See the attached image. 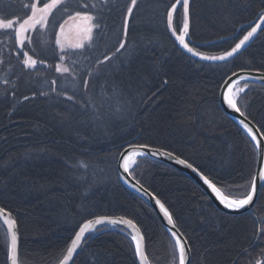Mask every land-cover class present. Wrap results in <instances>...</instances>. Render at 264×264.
<instances>
[{"label": "trees", "instance_id": "obj_1", "mask_svg": "<svg viewBox=\"0 0 264 264\" xmlns=\"http://www.w3.org/2000/svg\"><path fill=\"white\" fill-rule=\"evenodd\" d=\"M28 2L0 0V17L23 19ZM85 2L104 8L106 27L90 49L73 57L78 60L75 80L55 71L61 63L55 33L67 19L63 7L54 10L47 29L30 32L33 42L25 50L45 61L36 69L23 68L14 34L0 31V205L19 225V263L59 264L87 219L122 215L145 234L152 264H172L174 242L153 206L121 182L119 155L132 144L163 148L215 177L225 194L239 198L246 193L258 152L224 111L219 93L238 70L264 71V32L234 58L202 61L166 27V11L174 0H137L127 50L117 53L130 0H109L107 6L101 0H67L65 6L75 11ZM190 8V46L221 55L250 30L264 0H191ZM182 19L178 7L174 27ZM105 55L111 60L98 64ZM65 66L71 68V61L66 59ZM113 89L122 95L113 96ZM241 95V109L247 106L246 115L264 133V84L249 81ZM137 159L135 178L173 214L191 246V264L264 260V187L253 213L231 214L178 168L148 156ZM99 229L88 236L73 264H133L128 232ZM8 248L0 220V264H8Z\"/></svg>", "mask_w": 264, "mask_h": 264}, {"label": "snow or ice", "instance_id": "obj_2", "mask_svg": "<svg viewBox=\"0 0 264 264\" xmlns=\"http://www.w3.org/2000/svg\"><path fill=\"white\" fill-rule=\"evenodd\" d=\"M102 5L107 6L109 0H101ZM67 0H29L28 3L24 4L23 7L26 9L25 16L23 19L20 17L16 18H6L0 17V31L8 32L11 31L14 34L15 43H16V55L24 69L32 70L36 69L37 64L43 65L44 60H37L33 58V55L29 54L26 49L27 45L32 44V36L30 32H34L37 28L47 29L49 24V18L53 15L54 10L63 7L64 12L67 14V20L64 24H61L59 31L55 33V45L58 47L59 51L57 55L61 63L55 65V71L61 76L72 75L75 80L73 73L75 72L78 60L73 59L74 56L83 54L84 51L90 49L93 46V43L96 39L98 33H102L106 27L104 22V8L97 9L95 2L89 4L87 2L81 3L79 5V10L69 11L65 6ZM191 0H174L171 3L170 7L166 11V27L171 32V35L175 37V40L178 41L179 45L190 53L193 57H199L202 61H227L229 58H234L237 54L245 48L258 33L264 32V8H262L256 20L251 22L247 27L250 30L246 31V34L243 35L242 39H239L238 43H235V46L229 51H225L221 55H206L197 50L196 47L190 46L193 42L190 39V15H191ZM137 6V0H130V5L127 7L126 13L124 14L123 23L121 27L122 38L119 42V47L116 48V52L119 53L121 49L127 50V37L129 34V21L133 16V11ZM182 8L183 10V24L182 28L177 34V28L174 27V14L177 13V10ZM111 11V8H108V12ZM72 22V26L75 29V38L69 40L65 26L68 22ZM259 21V22H256ZM18 25V27H17ZM243 27V26H242ZM34 51V50H33ZM111 56L105 55L102 60H98V64H102L105 61L111 60ZM71 61V68L65 66V61ZM2 63V61H0ZM91 75V72L89 73ZM232 77H236L233 79ZM261 80L264 81V74L259 77L251 76H239L237 73H232V76L229 77L224 82V88L226 91L221 92V102L225 103L228 108L239 113L244 119L240 120V124L246 133L251 137V140L255 142V147L259 150L261 149L262 141L257 138V133L261 132L260 128H257L256 131H253V127H250V121L246 115V105L245 109L242 110L240 102L243 99L242 95L245 93V90L249 87V81ZM243 83V86L238 85ZM5 84L8 83L7 80L4 81ZM56 80L51 81L52 92H56ZM84 87L87 89L89 81L84 80ZM59 94V93H58ZM14 95V94H13ZM40 95H48L46 92H41ZM112 95L115 97H120L122 94L117 90L113 89ZM25 100L29 97H24ZM68 100H73L72 96L67 97ZM119 103V101H118ZM89 104L93 107L95 106L92 101H89ZM264 127V126H262ZM264 136V133H261ZM131 151L121 155V165L123 172L128 176H132L135 179L134 172L136 167H138V157L143 156H156L159 153L158 149H152L150 145L140 144V145H130ZM148 151H145V150ZM164 155L168 157H173L172 152H165ZM176 162L181 165H185L187 168L192 169L193 172L197 173L200 179L211 192L214 194L215 198L219 201L221 205L226 209L239 211L244 209L246 206L252 204L254 196L257 194L258 183L261 187H264V167H261L256 176H253L250 184L248 186L249 190L246 193H242L239 198L234 197L229 194H225L222 191L221 187L217 186L218 181L215 177L210 178V174H205L199 168L194 167L192 163L185 159H180L178 156L175 157ZM80 167L87 168V165L83 162L80 163ZM125 183H130L127 179ZM139 185V187H137ZM131 186L137 191L140 192L141 189L148 194L158 205L159 210L163 213V216L167 219V224L171 227L167 229L169 232L172 241V264H189L188 254L191 251V247L188 244L187 238L180 233L177 228L176 222L173 218V214L165 206V203L162 202L157 196L152 193H149L147 189H144V186L140 183L139 180H135L134 184ZM5 209L0 208V213H3ZM3 223L8 226V231L10 233V246L8 248V259L11 261V264H18V234L15 231L16 221L11 218V213L8 214V217L3 220ZM124 226L121 231H127L130 240L133 245V264H150L149 255L146 249L145 234L141 231V228L137 223L130 218L120 217L114 219L109 216H97L94 219H87L80 227L79 230L75 232L74 238L71 239L70 246L67 247L66 254L63 255V258L59 261V264H69L73 259L74 253L80 249L82 243L88 238L87 234L99 231L100 229L97 226ZM264 231V229H261ZM261 255L264 256V250H262ZM254 264H264V260H257Z\"/></svg>", "mask_w": 264, "mask_h": 264}, {"label": "water", "instance_id": "obj_3", "mask_svg": "<svg viewBox=\"0 0 264 264\" xmlns=\"http://www.w3.org/2000/svg\"><path fill=\"white\" fill-rule=\"evenodd\" d=\"M255 20H256V19H255ZM255 20H254V21H255ZM256 22H259V21H256ZM260 33H261V32L258 30V33L256 34V36H255L250 42H248L247 46H248V45H249V44H250V43H251V42H252V41H253V40H254V39L260 34ZM247 46H246V47H247ZM246 47H245V48H246ZM245 48H243L241 51H243ZM195 58H198V59H199V57H195ZM229 59H231V58H229ZM229 59H228V60H229ZM211 62H213V61H211ZM215 62H221V61H215ZM235 73H237L239 76L259 77V76H261L262 74H264V71L243 69V70H238V71H236ZM231 76H232V74L229 75V76L226 78V80H227L229 77H231ZM232 78L235 79L236 77H232ZM226 80H225V81H226ZM225 81H224V82H225ZM255 81L264 84V81H261V80H255ZM222 91H226V89L224 88V83L222 84V87H221V90H220V93H219V100H220L221 106L223 107L224 111H225L230 117H232L235 121H237V122L240 124V120H242V119H244V118L241 117V116L239 115V113H237V112H235L234 110L228 108L227 105H226L225 103H222V102H221V92H222ZM247 118H248V120H247L246 122H248V121L251 122V123L249 124V126H250V127H253V131L255 132L256 129L259 128V127H258L257 124H256L252 119H250L248 116H247ZM240 125H241V124H240ZM261 133H262V131H261L260 133H257V138H258V139H261V141H262V145H261V149L258 150V149L256 148V149H257V152H258V161H257V168H256L255 176L258 174L259 169H260L261 167H264V136H262ZM253 142H254V141H253ZM254 144H255V142H254ZM132 145H133V144H132ZM135 145H140V144H135ZM151 148H152V149H158L160 154H158V155H156V156H148V157H151V158H153V159L160 160V161H163V162H165V163H168V164H170V165H172V166L178 168L179 170L183 171L184 173H186L190 178H192L197 184H199V185L204 189V191H205V192L207 193V195L211 198V200L213 201V203H214L218 208H220L221 210H223V211H225V212H228V213H231V214H241V213H246V212H248V213H253V208H254V206H255V204H256L258 198H259V195H260V192H261V189H262V187L260 186L259 183H258L257 194H256V196H254L252 204L246 206L244 209H241V210H239V211L231 210V209H226V208H224L223 205H221V204L219 203V201L215 198L214 194L211 192V189H209V188L207 187V185H205V184L203 183V181L200 179V177L197 175V173L193 172L192 169L187 168L185 165H181V164H178V163L176 162L175 157L178 156L177 154H175V153L172 152V153L174 154L173 157H168L167 155H164V153H165V152H171V151L166 150V149H163V148L154 147V146H151ZM129 151H131L130 145L123 149V151L121 152V154L119 155V158H118V176H119L121 182H122L126 187H128L130 190H132L133 192L137 193V194L140 195L142 198H144L147 202H149V203L153 206V208L155 209V211L157 212V214H158L159 218L161 219V221H162L164 227H165L166 229L170 228L171 226L167 224V219L163 216V213L160 212L158 205L155 204V201H154V200H153L148 194H146V193L143 191V189H141L140 192H137V191L131 186V184H134V183H135V180H137V179H136V178L133 179L132 176H128L127 174H125V173L123 172V169L120 167V165H121V163H122V161H121V155L124 154V153H127V152H129ZM145 151H148V150L146 149ZM178 157H179L180 159H184V158H182V157H180V156H178ZM185 160H186V159H185ZM187 161H188V160H187ZM190 163H191V162H190ZM193 166L196 167L194 164H193ZM126 179H127L128 181H130V183H125V180H126ZM140 183H141V182H140ZM141 184H142V183H141ZM142 185H143V184H142ZM143 186H144V189H147L149 193L154 194V193H153L150 189H148L145 185H143ZM137 187H139V185H137ZM154 195L157 196L156 194H154ZM157 197H158V196H157ZM158 198H159V197H158ZM159 199H160V198H159ZM160 200H161V199H160ZM161 201H162V200H161ZM162 202H163V201H162ZM165 206H166V205H165ZM166 207H167V206H166ZM0 208L5 209V208L2 207L1 205H0ZM167 208H168V207H167ZM169 211H170V210H169ZM9 213H11V212L8 211L7 209H5V211H4L3 213H0V220L2 221V223H3V220H4L5 218L8 217V214H9ZM109 217H112V218H114V219H118V218H120V217L128 218V217H126V216H122V215L109 216ZM11 218H12V219H15V218L13 217L12 213H11ZM94 218H95V217H94ZM94 218H92V219H94ZM15 221H16V228H15V231H16L17 234H18V264H20V263H19V254H20V241H21V239H20V232H19V225H18V222H17L16 219H15ZM3 224H4V223H3ZM137 225H138V224H137ZM4 226H5V228H6V230H7V233H8V237H9V246H10V233H9V231H8V226H7L6 224H4ZM138 226H139V225H138ZM97 227H98V228H123L124 226H111V225H108V226H97ZM139 227H140V226H139ZM177 228L179 229L180 233H182L183 236L186 237V236L184 235V233L180 230V228H179L178 226H177ZM78 230H79V229H78ZM141 231H142V230H141ZM126 232H127V231H126ZM142 232H143V231H142ZM90 234H91V233L87 234V237H88ZM85 241H86V240H85ZM85 241H84V242H85ZM187 241H188V240H187ZM84 242L82 243L80 249H78L77 252L74 253V255H73V259H72V261L69 262V264H73V262L75 261L77 255H78L79 252L81 251ZM145 242H146V238H145ZM188 244H189V242H188ZM189 245H190V244H189ZM190 247H191V246H190ZM146 249H147V243H146ZM191 260H192V250H191V251L189 252V254H188V262H189V264H191ZM8 264H11V261H10L9 259H8ZM150 264H152V263L150 262Z\"/></svg>", "mask_w": 264, "mask_h": 264}, {"label": "rangeland", "instance_id": "obj_4", "mask_svg": "<svg viewBox=\"0 0 264 264\" xmlns=\"http://www.w3.org/2000/svg\"><path fill=\"white\" fill-rule=\"evenodd\" d=\"M64 22H63V24H64ZM182 24H183V19H182V22H181V25L179 26V28L177 27V34H179V30H180V28H182ZM17 27H18V25H17ZM65 28H66V32H67L69 40L74 39L75 38V29L72 26V22L69 21L68 24L65 26Z\"/></svg>", "mask_w": 264, "mask_h": 264}]
</instances>
